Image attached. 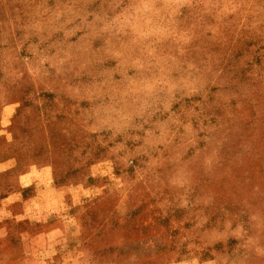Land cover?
<instances>
[{"label":"rangeland","instance_id":"1","mask_svg":"<svg viewBox=\"0 0 264 264\" xmlns=\"http://www.w3.org/2000/svg\"><path fill=\"white\" fill-rule=\"evenodd\" d=\"M0 264H264V0H0Z\"/></svg>","mask_w":264,"mask_h":264}]
</instances>
